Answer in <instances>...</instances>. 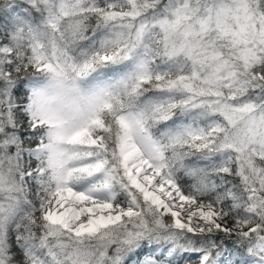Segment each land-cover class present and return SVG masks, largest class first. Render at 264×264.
<instances>
[{
  "label": "snow or ice",
  "instance_id": "6c2138e0",
  "mask_svg": "<svg viewBox=\"0 0 264 264\" xmlns=\"http://www.w3.org/2000/svg\"><path fill=\"white\" fill-rule=\"evenodd\" d=\"M0 264H264V0H0Z\"/></svg>",
  "mask_w": 264,
  "mask_h": 264
}]
</instances>
